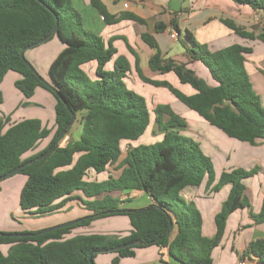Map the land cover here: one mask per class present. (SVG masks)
I'll use <instances>...</instances> for the list:
<instances>
[{
  "label": "trees",
  "instance_id": "trees-1",
  "mask_svg": "<svg viewBox=\"0 0 264 264\" xmlns=\"http://www.w3.org/2000/svg\"><path fill=\"white\" fill-rule=\"evenodd\" d=\"M41 1L43 4L36 0H0V84L7 73L13 72L20 76L14 87L24 98H31L37 87L49 91L56 100V129L44 150L24 158L49 136L50 130L38 119L10 124L9 116L0 115V177L30 162L18 173L26 177L18 202L24 214L35 217L53 214L75 200L88 212L83 217H91L40 236L35 235L38 231H0V247L8 246L6 254L0 251V264H89V254L95 264V257L105 254L102 251L133 241H137V245L111 252L116 257L110 264H118L120 259L133 257L136 249L150 246L160 250L167 248L169 255L180 264H213L212 251L222 240L227 218L238 209L250 208L243 181L253 177L258 168L257 171L235 168L220 174L212 191L229 185V193L214 218L215 235L212 238L202 236L200 212L193 203L181 199L178 191L184 186L198 187L204 179L209 188L214 182L213 164L196 141L180 134L179 131L187 126L185 120L169 106H157L156 122L163 133L161 141L128 148L122 153L121 143L138 140L150 121L145 99L126 86L125 79L130 72L128 61L122 56L116 57L117 51L111 41L105 44L100 36L82 28L69 0ZM89 1L106 25L127 18L144 26V21L133 15L109 14L101 0ZM231 1L264 12V0ZM56 20L57 31L44 43L56 37L63 49L48 68V82L66 102L69 111L52 90L43 85L39 73L31 71L20 58L22 51L36 48L32 45L51 33ZM221 22L237 35L257 38L264 44V31L255 37L230 21ZM171 24L177 35L187 41L189 46L185 50L191 60L200 62L208 70L216 86H208L185 64L162 59L154 39L147 33L141 34V39L155 51L148 61L149 68L161 74L173 73L180 84L190 86L195 93L187 96L168 82L145 78L135 55V71L140 80L166 88L187 109L230 139L250 145L264 141V108L244 69V54L251 50L232 45L210 53L189 31L180 32L174 21ZM161 30L164 28L155 29L156 32ZM111 61L112 69L106 70ZM92 62L96 67L90 77L82 67ZM71 114H74V121L65 135L74 122L80 120L79 140L65 147L60 146L59 141L46 157L36 160L52 146L56 136L69 123ZM163 116H167L166 122ZM113 166L120 170L117 178L108 173ZM93 175L94 180H90ZM101 175L106 179L99 180ZM130 190L146 193L154 204L129 212L120 208L119 198L110 195ZM119 215L128 218L130 231L127 236H70L75 228ZM168 217L172 227H176L172 240V228L167 231ZM254 221L256 224L264 222V200ZM12 233L32 235L14 238L10 236ZM243 254L255 257L256 264H264V239L250 243Z\"/></svg>",
  "mask_w": 264,
  "mask_h": 264
},
{
  "label": "crops",
  "instance_id": "crops-1",
  "mask_svg": "<svg viewBox=\"0 0 264 264\" xmlns=\"http://www.w3.org/2000/svg\"><path fill=\"white\" fill-rule=\"evenodd\" d=\"M101 2L111 15L119 16L121 13H125L144 21V26L127 18L117 24L106 25L102 16L91 6L89 0H69L71 9L78 14L82 28L100 36L105 44L111 41L117 51L116 57L122 56L126 58L130 65V72L125 79L126 85L138 92L140 90L151 92L153 117L151 119L149 113L150 121L144 132V134H147V130L151 125L149 128L150 138H148L149 141L147 143L154 144L161 141L163 133L158 129L155 109L159 105L169 106L187 124L186 128L179 131L180 134L196 141L203 154L212 161L214 182L209 188H206V179H204L198 187L184 186L178 191L181 199L193 203L200 212L202 236L212 238L215 235L214 218L220 212L222 204L229 193V185H224L216 192L212 191V187L217 183L220 174L223 171L235 168L248 170L256 166L259 169L257 175L254 178L251 177V181H248V179L243 181L245 186L244 195L250 203V208L238 209L227 218L222 240L212 251L211 255L213 264H256L257 259L255 257H246L243 256V253L250 243L264 239V222L256 224L254 221V217L259 214L264 200V141L259 140L255 146H252L230 139L218 129L210 126L196 113L187 109L166 88L154 87L142 82L135 71V55L138 58L141 73L145 78L153 81L168 82L172 87L190 96L195 93L194 90L188 85L180 84L173 73L161 74L149 68L148 61L155 51L142 41L141 34L147 33L154 39L162 59L171 60L175 64H185L188 69L193 71L198 78L202 79L210 87L216 86V83L210 77L208 70L200 62L192 61L186 53L185 49L189 45L183 36H177L174 39L170 37L172 31L176 33L171 21L175 22L180 32L189 31L195 41L203 45L210 53L232 45L249 48L251 52L244 54V69L254 93L258 96L260 104L264 108V44L257 38L248 39L237 35L221 22L223 20L230 21L242 31L257 37L264 31V12L253 11L249 7L237 5L231 0H101ZM140 27H143V29ZM156 27L159 29L164 28V30L156 32ZM163 37H167L168 42ZM54 38L58 43L57 47L50 46L51 57H56L63 49V45L56 37ZM175 43H179V47H175ZM45 44L47 42L33 48V50L39 51H35V53L28 56V60L32 65L38 61L39 57L45 58L48 54L49 49ZM42 46H45L44 48L46 49H41ZM95 67L96 64L92 62L82 68L90 77H93ZM112 67L113 61L106 65V70H110ZM42 78L48 82V74L47 77ZM19 79L20 76L18 74L9 72L0 84L2 99L0 115L9 116L10 124L25 119H38L43 127L50 130L48 137L42 139L34 150L24 155V158H28L44 150L55 133L54 108L56 100L49 91L42 87H37L31 98H24L14 87V83ZM10 100L14 102L13 105L6 106V102ZM162 119L166 122L168 118L163 116ZM71 129L62 138V141L64 138L65 141L60 146L65 147L79 140L82 130L81 123L73 133ZM69 136L71 140L67 141ZM142 136L136 141H123L120 145L122 153L128 148L146 145L140 141ZM115 167L109 168L108 173L112 177L117 178L120 170H116ZM104 176L101 175L99 180L106 179ZM89 179L94 180V175ZM75 195L80 194L76 193ZM110 195L122 201L120 205L122 209H144L154 204L152 198L146 193L136 190L112 192ZM61 213H65L66 216H61L59 221L56 220L40 226L30 223L29 219L32 216H22L17 220H7L4 213H2L0 231H39L44 227H52L69 222L88 214L80 202L75 200L66 204L62 210L53 213V215ZM115 218H117V221H109L108 224H113L114 222L116 226H122L126 221L129 229L120 231V228L115 226L103 235L127 236L130 231V224L126 216H111L98 220H116ZM98 220L92 221L85 227L87 232L82 234H100L92 233L96 229L95 223ZM175 233L176 227H172L170 240L173 239ZM115 257L116 255L113 254L110 259L102 258L100 259V264H110ZM97 258L98 256L95 257V262ZM118 264L180 263L169 255L167 248L160 250L156 246H150L136 249L133 257L120 259Z\"/></svg>",
  "mask_w": 264,
  "mask_h": 264
},
{
  "label": "rangeland",
  "instance_id": "rangeland-1",
  "mask_svg": "<svg viewBox=\"0 0 264 264\" xmlns=\"http://www.w3.org/2000/svg\"><path fill=\"white\" fill-rule=\"evenodd\" d=\"M141 29H143V27H140ZM167 42H168V38L167 37H163ZM57 40L53 37L51 40H49L47 42L46 47H48V54L45 56V58H40L38 59V61H36L34 63V65H32L29 60H28V56L31 55L32 53H35V51H39V50H33V48L31 49H28L26 50V54L24 52V58L25 60L30 64V66L36 70L42 77H47V74H48V68L51 64V62L56 58L55 56L54 57H51L52 56V51L50 49V46H54V47H57ZM175 47H179V43H175L174 44ZM45 47V46H44ZM42 46L41 49L44 48ZM46 49V48H44ZM51 57V58H50ZM147 66V65H146ZM127 86V85H126ZM129 88V86H127ZM135 88V87H134ZM130 89V88H129ZM132 90V89H130ZM134 91L135 93H137L138 91H135V90H132ZM140 92V93H139ZM137 94H139L140 96H142L145 101H146V105H147V109L151 115V119L153 117L152 115V111H153V107H152V103L153 101L151 100V92L150 91H142L140 90ZM6 106L8 105H13V101L10 100L8 102H6ZM80 125V120H77L76 122H74L73 126H72V133L73 131H75L78 126ZM151 127V125L149 126V128ZM148 128L147 130V134L145 133L142 138H141V142L142 144L145 143L146 146L147 145H150L151 143H147L148 138H150V129ZM70 136L68 137L67 141L71 140ZM65 139V138H64ZM63 139V141H65ZM62 141V139L60 140V143L59 144H62L64 143ZM252 146H255V145H252ZM124 151V150H123ZM257 171V167L256 166H253V168L251 169H248V170H255ZM258 172H259V169H258ZM257 172V173H258ZM257 173L255 175H257ZM254 175V176H255ZM254 176L252 178H254ZM26 181V177L23 176V175H20V174H15L11 177H8L6 179H4L0 184V219L2 218L1 214L4 213V216L7 220H17L18 218L22 217V216H32L31 219H29V221H31L30 223L32 225H35V226H40V225H46L50 222H54V221H59L61 218V216H66L65 213H61V214H56V215H45V216H42V217H35L33 215H25L24 212H22L20 209H19V205H18V202H19V195H20V191L24 185ZM248 181H251V178L248 179ZM64 218V217H63ZM118 218V217H117ZM117 218H115L116 220H112V219H109V220H98L96 223H95V230L92 231V233H100V234H105L106 232H108L110 230V228H113L115 227L116 225L114 224L115 221H117ZM109 221H114L113 224H108ZM125 221V220H124ZM62 224V223H61ZM59 225V224H57ZM56 226V225H55ZM117 228H120V231H124V230H127L129 229L128 227V223L125 221V224H123L122 226H116ZM48 228V227H46ZM42 229H45L42 228ZM41 229V230H42ZM89 231V230H88ZM87 230L85 227H78V228H75L71 231L70 233V236H75V235H78V234H82V233H86ZM123 233V232H122ZM126 233V232H124ZM117 234V233H115ZM106 235H110V234H106ZM111 236V235H110ZM7 250H8V246L6 245H2L0 247V251L3 253V254H6L7 253ZM113 256V254H109V253H105V254H100L98 255V258L96 259V262L95 264H100V259L102 258H105V259H110L111 257Z\"/></svg>",
  "mask_w": 264,
  "mask_h": 264
},
{
  "label": "water",
  "instance_id": "water-1",
  "mask_svg": "<svg viewBox=\"0 0 264 264\" xmlns=\"http://www.w3.org/2000/svg\"><path fill=\"white\" fill-rule=\"evenodd\" d=\"M36 1L39 2V3H41V4H43L41 0H36ZM57 28H58V21L56 20V22L54 24V27H53V29L51 31V33L48 36H46L45 38L41 39L40 41L34 43L32 45V47H35V46H38V45L43 44L49 36L55 34V32L57 31ZM20 58L23 61V63L26 64L30 68L31 71H34V69L30 66V64L24 59V51H22L20 53ZM41 82L43 83V85L45 87H47L48 89H51L52 90V92L59 98L60 101H62V103L64 104V106L66 107V109L69 111V108H68V105L66 104V102L62 99V97L60 96V94L57 93L56 90L51 87V85L49 84V82H47L44 79H41ZM73 121H74V114H71V119H70L69 123L56 136L55 141L52 144V146L45 153H43V154L39 155L38 157H36V160H41L42 158L46 157L54 149V147L56 146V144L64 137L67 128L73 123ZM28 164H30V162L25 163L22 166H20V167L16 168L15 170H13L12 172L8 173L7 175L0 177V181L6 179L8 177H11V176H13L15 174H18L20 172V170L23 167L27 166ZM133 211L134 210H129V212H133ZM90 217L91 216H86V217L79 218V219H76V220H72V221H69V222H65V223H62V224H59V225H56V226L48 227V228L39 230L35 235H37V236L44 235L46 233L53 232L55 230H58V229H61V228H65V227L74 225V224H76L78 222H81V221H83L85 219H88ZM167 220H168L167 231H170V229L172 228V221H171L170 217H168ZM30 235H32V234L12 233L10 236L16 238V237H24V236H30ZM135 245H137V241H133V242L127 243L125 245H121V246H118V247H115V248H112V249H109V250H105V251H102V252H104V253L118 252V251L123 250L125 248L133 247ZM88 261H89V264H93V262H92V254H89L88 255Z\"/></svg>",
  "mask_w": 264,
  "mask_h": 264
},
{
  "label": "built area",
  "instance_id": "built-area-1",
  "mask_svg": "<svg viewBox=\"0 0 264 264\" xmlns=\"http://www.w3.org/2000/svg\"><path fill=\"white\" fill-rule=\"evenodd\" d=\"M177 36H178V35H177V32L175 33V32L172 31V32L170 33V37L173 38V39L176 38Z\"/></svg>",
  "mask_w": 264,
  "mask_h": 264
}]
</instances>
